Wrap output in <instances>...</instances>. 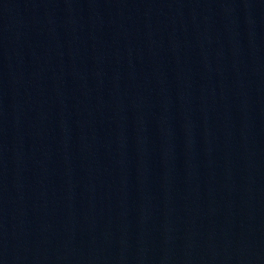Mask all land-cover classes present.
<instances>
[{"label": "water", "instance_id": "95a60500", "mask_svg": "<svg viewBox=\"0 0 264 264\" xmlns=\"http://www.w3.org/2000/svg\"><path fill=\"white\" fill-rule=\"evenodd\" d=\"M0 264H264V0H0Z\"/></svg>", "mask_w": 264, "mask_h": 264}]
</instances>
